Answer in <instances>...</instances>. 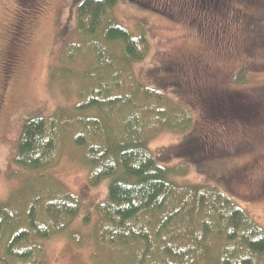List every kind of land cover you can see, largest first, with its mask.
<instances>
[{"label":"rangeland","instance_id":"obj_1","mask_svg":"<svg viewBox=\"0 0 264 264\" xmlns=\"http://www.w3.org/2000/svg\"><path fill=\"white\" fill-rule=\"evenodd\" d=\"M78 1L0 0V207L23 210L17 203L46 187L39 179L58 181L80 206L61 232L38 239L44 263L124 264V251L99 242L96 206L107 196L108 181L89 186L86 152L73 142L74 130L60 136L56 161L46 171L14 163L27 120L60 109L70 113L88 86L80 78L88 60L67 58L80 40ZM194 2L117 0L110 11L148 40L145 58L132 66L135 78L164 91L191 118L187 130H160L147 146L177 172L176 182L218 186L264 229V23L260 34L239 31L232 40L222 29L226 12L213 17L212 8L190 6ZM231 8L236 13L239 7ZM6 238L0 232V264H13L4 254Z\"/></svg>","mask_w":264,"mask_h":264},{"label":"trees","instance_id":"obj_2","mask_svg":"<svg viewBox=\"0 0 264 264\" xmlns=\"http://www.w3.org/2000/svg\"><path fill=\"white\" fill-rule=\"evenodd\" d=\"M116 3L77 2L80 40L67 58L88 60L80 72L88 86L70 113L60 109L27 120L14 163L46 171L56 161L60 136L74 130L73 142L86 152L89 186L108 181L107 196L96 206L99 242L124 251V264H264V229L244 209L214 184L176 182L177 172L149 150L151 135L185 131L191 118L164 91L135 78L132 66L145 58L149 43L111 17ZM39 180L46 187L17 203L23 210L0 207L4 254L13 264H45L38 239L61 232L79 211L77 195L58 181Z\"/></svg>","mask_w":264,"mask_h":264},{"label":"flooded vegetation","instance_id":"obj_3","mask_svg":"<svg viewBox=\"0 0 264 264\" xmlns=\"http://www.w3.org/2000/svg\"><path fill=\"white\" fill-rule=\"evenodd\" d=\"M194 1H195L194 4H191L190 6L204 8L207 10H210V8H212L213 17H217L218 15H220V13H223V11L226 12V15H224L225 21L221 22L223 23L222 29L227 30V32L224 33L227 35H224V37L229 36L230 38L232 37V40H233L234 38H236L237 33L239 31L244 32L245 30H248L252 34H260L262 32V27L264 23V13L258 14V16H256V12L254 11L264 12V0H194ZM33 2L36 4L38 3L36 1H33ZM232 4L239 7L236 13H235V9L231 8ZM185 6H187V4H185ZM34 7L35 6H33L32 8ZM220 7H223V8H220ZM218 9H220V11H218ZM248 10H250L249 13H247ZM229 13H231V15H229ZM226 17L227 18L230 17L232 21L230 22L232 26H229V28L228 26H226V23H228V21L226 20ZM221 23H219V25ZM17 36L18 34L16 35V37ZM246 38H249V37L247 36ZM17 39L15 38V40L12 43V46L15 45ZM14 58H12L11 61ZM248 59L249 58H245L244 62L247 63Z\"/></svg>","mask_w":264,"mask_h":264}]
</instances>
